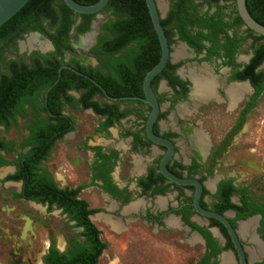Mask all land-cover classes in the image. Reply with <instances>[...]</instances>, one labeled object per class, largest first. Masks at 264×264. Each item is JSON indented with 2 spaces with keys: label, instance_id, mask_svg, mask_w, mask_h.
I'll list each match as a JSON object with an SVG mask.
<instances>
[{
  "label": "flooded vegetation",
  "instance_id": "flooded-vegetation-1",
  "mask_svg": "<svg viewBox=\"0 0 264 264\" xmlns=\"http://www.w3.org/2000/svg\"><path fill=\"white\" fill-rule=\"evenodd\" d=\"M177 2L156 0L169 56L150 81L158 104L151 130L166 144L150 138L152 106L139 99L145 97L148 70L140 77L145 55L143 63L132 65L137 69L133 81L126 60L120 86L115 71L102 62L120 52H92L106 20L99 19L103 12L96 13L82 33L76 30L81 17H76L56 40L31 23L6 52L7 59L30 62L34 52L48 56L59 46L62 53L48 57L79 77L68 75L67 87L58 93L80 99L90 90L86 81L100 92L93 96L96 107L60 97L57 112L49 105L45 111L28 107L15 120L8 116L0 122V264H51L56 255L68 259L82 246L95 252L99 242L103 247L94 264L106 252L118 264L121 258L112 253L117 248L128 260L133 252H158L162 245L202 244L200 257L190 262L199 264L211 249L195 225L208 231L221 248L208 264H221L225 253L231 255L229 264H239L224 225L196 212L195 185L180 184L163 173L166 155L168 172L201 183L199 204L227 216L246 263L264 264V155L244 151L250 143L264 141V59L256 64L264 38L245 25L236 0H187L173 7ZM254 11L264 20V5ZM158 45L159 60V40ZM195 74L214 80L212 90L195 92ZM85 75L103 88L99 80L108 81L112 92H127L117 96L104 88L111 96L127 98L108 100ZM242 83L243 90L229 91ZM83 113L89 118L80 117ZM230 189L229 200L237 207L219 211ZM132 204L136 205L130 208ZM248 220L251 226L242 230ZM136 224L139 227H133ZM227 235L232 244L228 247Z\"/></svg>",
  "mask_w": 264,
  "mask_h": 264
},
{
  "label": "trees",
  "instance_id": "trees-1",
  "mask_svg": "<svg viewBox=\"0 0 264 264\" xmlns=\"http://www.w3.org/2000/svg\"><path fill=\"white\" fill-rule=\"evenodd\" d=\"M76 1L82 4H92L97 0ZM186 2L187 0H178L177 3L173 4V7L184 6ZM246 4L254 18L264 24V20L260 19L254 11L255 8L264 5V0H247ZM99 12H107L108 16L100 25L102 32L98 37V42L92 48V52L97 55L105 54L108 56L120 52L118 57L102 61L109 71H115L120 86L123 85L126 62L128 61L132 67L130 76L133 81L136 68L132 65L143 63L144 60L140 59L142 55H145L147 63L141 70L140 77H142L145 71L155 65L159 57L158 38L152 26L145 0H108ZM95 14L77 13L70 9L63 0H28L13 16L0 25V122H5L8 116L15 120L16 115H24L28 107L35 110L41 108L45 111L49 110L47 108V105H49L52 112H57L60 97L71 104L81 102L84 107L97 106L93 96L95 92L100 91L90 81H86L90 90L82 92L80 99H75L67 93H58L59 90H64L67 87V83H69L68 75L78 76L67 68L61 70L60 78L48 91L45 99L47 88L57 79V70L61 64L58 59H51L48 56L62 53L59 46L56 47V51L49 52L48 56L40 54L38 51L34 52L33 59L30 62L6 58V52L11 51L10 47L15 45V39L21 36L22 32L27 30V26L31 23H35L33 28L56 40L60 33L67 32L78 16L81 17V22L76 26V30L81 33L87 31ZM237 19L240 21L238 16ZM44 21H47L46 25L43 24ZM54 28L56 33L52 31ZM260 38H264V36H260ZM130 42L134 43L133 47L129 50H123ZM258 51L259 56L256 64H260L264 59V45L260 46ZM99 81L110 94L118 96L127 93L120 89L117 92H112L107 80V82L101 79ZM231 190L226 193L223 199L225 204L218 208L219 211H223L225 208L237 207L229 200L228 195ZM211 221L213 224L222 226L215 219H211ZM195 228L202 232L207 240V245L211 249V252L206 254L199 264H208L209 258L215 256L221 248L208 231L197 225H195ZM227 238L228 247L232 244L228 235ZM102 247V243L99 242L97 250L91 252L86 251L89 247L82 246L81 251L74 252L71 257H67L68 259H65V255H56L57 258L52 259L51 264H94ZM61 258L63 260H60ZM213 264H216V262Z\"/></svg>",
  "mask_w": 264,
  "mask_h": 264
},
{
  "label": "water",
  "instance_id": "water-1",
  "mask_svg": "<svg viewBox=\"0 0 264 264\" xmlns=\"http://www.w3.org/2000/svg\"><path fill=\"white\" fill-rule=\"evenodd\" d=\"M27 1L28 0H0V25H2L11 16H13ZM63 1L73 11L77 13H83V14L98 13L108 2V0H97L96 2L92 4H82L76 0H63ZM145 2L148 8L152 26L159 40V44L161 48V55H160L158 62L146 72L144 79H143V89H144L145 97L139 98V99L145 102H148L152 106L150 115L148 117V128H147L150 138L154 142L166 144L164 140L155 136L151 130V125L153 121L155 120L157 113H158V104H157V100L154 95V92L152 91V88L150 86V81L154 76H156L163 69V67L165 66L168 60V56H169L168 43H167V38L164 32V29L161 24L156 0H145ZM236 8H237V12L239 16L241 17L245 25L249 27L250 29H252L254 32L264 36V25L252 17V15L250 14V12L248 11L246 7L245 0H236ZM97 24L98 22H94V26H96ZM61 68L62 67L58 69V78L61 73ZM68 68L72 69L71 67H68ZM76 72L81 74V72H78V71ZM85 76L88 77L87 75ZM58 78L54 81V83L50 87H48L47 92H46V97H47L48 91L55 85V83H57ZM88 78L92 80L100 88V90L102 91V93L108 100H122V99L127 98V97L111 96L110 94L106 92V90L99 83H97L90 77ZM167 145L170 147V144L167 143ZM167 158H168V155H166L162 160L163 173L167 177L171 178L172 180L180 184H194L195 185L196 190H195V196H194L193 203H194L196 212H198L199 214L205 217L213 218L224 225L233 243V246L235 248L239 264H247L245 253L241 245V242L238 238V235L235 229L232 227L229 219L227 218V216L219 212L203 208L199 204V197L202 191L201 183L197 180L181 179V178L174 176L170 172H168L165 168V162Z\"/></svg>",
  "mask_w": 264,
  "mask_h": 264
},
{
  "label": "rangeland",
  "instance_id": "rangeland-1",
  "mask_svg": "<svg viewBox=\"0 0 264 264\" xmlns=\"http://www.w3.org/2000/svg\"><path fill=\"white\" fill-rule=\"evenodd\" d=\"M108 16V13L103 12L100 14L99 19H104ZM89 114L83 113L80 115V117L89 118ZM264 132V130H262ZM264 141L259 140L257 142L250 143L247 149L244 151L246 152H253V154H262L264 155V145L262 146V143ZM253 148V150H252ZM140 225V224H139ZM138 224H136L133 227H139ZM132 227V228H133ZM135 230L130 232H134ZM140 244L137 243L135 246V250L139 248ZM166 245H162L161 251L155 252L154 250L151 251H144V252H133L131 255L128 256V260L126 259V255L120 248H117L115 251H113V256L117 255L121 259H119L118 264H190V262L196 261L203 250L202 244H195V247L193 248H186L185 246H179V247H170L167 248ZM115 253V254H114ZM110 253L106 252L100 257L98 264H114V261H111ZM114 256V257H115ZM115 260V258H114ZM118 260V259H117ZM132 261V262H130Z\"/></svg>",
  "mask_w": 264,
  "mask_h": 264
},
{
  "label": "bare ground",
  "instance_id": "bare-ground-1",
  "mask_svg": "<svg viewBox=\"0 0 264 264\" xmlns=\"http://www.w3.org/2000/svg\"><path fill=\"white\" fill-rule=\"evenodd\" d=\"M87 37V36H86ZM85 37V38H86ZM34 37H32V38H30L29 39V42L30 41H33L34 39H33ZM83 41H85L86 39H83V38H81ZM82 42V41H81ZM184 52V51H183ZM183 54V53H182ZM193 71V70H192ZM201 72V71H200ZM198 73V72H197ZM191 74V73H190ZM191 76V75H190ZM193 80H194V86H195V92H203L204 94H205V92H209V91H211L212 90V88L214 87V85H215V82H214V80H212V79H206V78H202L201 76H199V75H194L193 76ZM246 87V86H245ZM236 89H239V90H243L244 89V85H243V83H242V85H232L230 88H229V91L231 92V93H233L234 91H236ZM209 94V93H208ZM211 94V93H210ZM213 94V93H212ZM235 95H237V94H235ZM232 96V95H231ZM240 97V96H239ZM233 99V98H232ZM180 108V107H179ZM179 111H180V109H179ZM195 138V137H194ZM193 138V139H194ZM192 139V138H191ZM205 139V138H204ZM203 139V140H204ZM206 140V139H205ZM207 141V140H206ZM198 144V143H197ZM203 146V145H202ZM161 202L162 201H160V204H161ZM138 204V203H137ZM135 205L136 204H132V206L130 207V208H132V207H135ZM131 210V209H130ZM252 220H248V221H246V222H243V224L241 225V228H242V230H245V229H248V227L249 226H251V224H252ZM119 223V222H118ZM117 223V224H118ZM116 228H117V225H116ZM257 245V244H256ZM260 248V247H259ZM256 249V248H255ZM258 249V248H257ZM261 249V248H260ZM257 254V253H256ZM259 254V253H258ZM253 255V254H252ZM254 256V255H253ZM222 263L221 264H228L229 263V260L225 257V256H223L222 257V261H221Z\"/></svg>",
  "mask_w": 264,
  "mask_h": 264
},
{
  "label": "crops",
  "instance_id": "crops-1",
  "mask_svg": "<svg viewBox=\"0 0 264 264\" xmlns=\"http://www.w3.org/2000/svg\"><path fill=\"white\" fill-rule=\"evenodd\" d=\"M162 201V200H161ZM172 221V220H171ZM223 256H225L228 260H229V263H231L232 262V258H231V255L230 254H228V253H225V254H223ZM222 256V257H223ZM221 261H222V259H221ZM222 263V262H221ZM228 263V264H229Z\"/></svg>",
  "mask_w": 264,
  "mask_h": 264
}]
</instances>
